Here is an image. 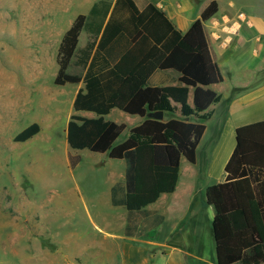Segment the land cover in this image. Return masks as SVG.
Here are the masks:
<instances>
[{"label":"trees","instance_id":"1","mask_svg":"<svg viewBox=\"0 0 264 264\" xmlns=\"http://www.w3.org/2000/svg\"><path fill=\"white\" fill-rule=\"evenodd\" d=\"M215 11V0H205L198 17L180 32L148 0H140L139 6L134 0H96L86 15L75 16L58 43L53 84L83 83L72 100L66 144L71 150L87 149L123 160V178L110 186V203L125 208L127 236L162 221L145 206L173 191L181 157L194 162L204 121L210 116L208 107L220 98L209 88L222 76L203 24ZM81 30L87 38L77 47ZM71 59L81 74L68 72ZM147 60L159 72H176L174 84L141 82L136 69ZM189 89L191 105L186 102ZM111 108L143 118L119 142L124 125L103 119ZM154 110L168 115L177 110L180 118L158 120L147 115ZM79 111L95 116L83 117ZM38 130L32 122L12 140L22 142ZM67 160L73 167L79 156L68 153ZM223 170L224 180L204 189L206 203L225 230L216 246L226 264H264V119L235 127L234 146Z\"/></svg>","mask_w":264,"mask_h":264},{"label":"rangeland","instance_id":"2","mask_svg":"<svg viewBox=\"0 0 264 264\" xmlns=\"http://www.w3.org/2000/svg\"><path fill=\"white\" fill-rule=\"evenodd\" d=\"M196 1L202 0H192L193 7L180 13L184 23L196 14ZM72 3L0 0V264H195L182 253L120 239L123 207L87 203L88 183L101 189L109 172L123 167L122 160L109 163L85 152L74 169L66 166L65 115L71 112L74 85L53 84L58 41L46 34L65 26L75 10ZM128 117L110 112L109 119L125 125L116 141L126 137ZM32 122L41 126L39 133L14 142L12 137ZM174 220L168 218L157 231L160 239ZM192 228L189 220L182 221L169 238L188 245ZM209 248L208 243L205 252Z\"/></svg>","mask_w":264,"mask_h":264},{"label":"crops","instance_id":"3","mask_svg":"<svg viewBox=\"0 0 264 264\" xmlns=\"http://www.w3.org/2000/svg\"><path fill=\"white\" fill-rule=\"evenodd\" d=\"M71 1L75 6L73 15L69 17L62 29L53 33L50 30L46 34L49 35L47 39L54 35L59 43L63 33L70 26L75 16L78 14L86 15L91 4L96 0ZM134 1L137 6L140 5V0ZM148 1L165 13L176 29L184 32L190 23L198 17V9L205 0L194 3L196 14L186 23L182 21L180 13L193 7L192 0ZM215 2V13L206 19L203 24L206 29L209 47L214 54L222 76L220 82L211 84L209 88L215 91L220 98L216 103L208 107L210 116L204 121V130L195 148L194 162L189 163L181 157L173 191L161 193L155 201L145 206V209L161 215L163 217L162 221L153 228L143 230L139 235L127 236L123 233L126 210L123 206L111 205L110 186L115 181L122 180L124 165L116 171L109 172L108 175L110 176L108 178H111L105 185H102L101 189L97 188V186H100L98 184L88 183V186L92 187V192L86 195L87 203L93 207L100 206L101 203H108L113 207H123L124 213L123 222L121 221L120 239L138 240L150 245L148 249H153L152 246H157L162 248L165 253L177 252L176 255L178 256L179 253H182L184 258H191L195 264H226L222 250L215 243L217 238H222L225 235V230L221 220L215 217L212 207L206 203L204 189L207 185L224 180L223 167L234 146L235 127L264 119V0H215ZM45 9L43 11H46ZM238 13H242L243 17L238 18ZM86 38L87 32L81 30L77 36L76 46H83ZM47 43L49 42H44V44ZM71 67L77 68V71H71ZM67 70L70 73H82L78 66L73 65L72 59ZM136 75L141 82L152 85H172L177 77V73L172 70L157 71L150 60L145 61L136 69ZM68 84L74 85L69 100L72 105L73 97L77 90L83 87V83L80 80L77 83ZM186 102L189 105L192 104L191 89L187 92ZM174 105L178 107L177 104ZM113 109L117 108H111L103 116L104 120L113 122L112 119H109V114ZM72 112L71 106V112L68 110L65 115L64 134L66 122ZM76 113L88 118L95 116L94 113L88 111ZM128 115L131 116L128 118L132 120L130 127L139 124L143 119L135 114ZM165 115L166 113H162L160 120H167L170 117L180 118L177 110L172 115ZM190 120L193 121L195 118ZM38 126L39 130L34 135H37L40 131L41 126ZM66 147L65 156L68 168H70L67 160L68 153L79 156L78 162L70 168L71 170L81 160V153L85 152L97 153L102 160H109V163H111V160H120L109 158L105 153L92 152L87 149L71 150L67 144ZM80 198L84 200L82 196ZM200 211L201 214L198 215L197 212ZM168 218H175L174 224L171 225L168 233L161 236L163 238L160 239V232L157 231L163 229ZM185 220L193 223L192 233L194 237L189 240V246L183 241L179 242V244L173 243V240L169 238L172 234L177 233L175 229ZM153 232H157V235H154ZM149 233L153 234L152 237H143V235ZM180 233L181 231L179 230L178 234ZM203 238H206L205 242L202 241ZM208 243L210 248L205 252Z\"/></svg>","mask_w":264,"mask_h":264},{"label":"water","instance_id":"4","mask_svg":"<svg viewBox=\"0 0 264 264\" xmlns=\"http://www.w3.org/2000/svg\"><path fill=\"white\" fill-rule=\"evenodd\" d=\"M148 116L160 120L162 118V111L160 110H154L147 114Z\"/></svg>","mask_w":264,"mask_h":264},{"label":"built area","instance_id":"5","mask_svg":"<svg viewBox=\"0 0 264 264\" xmlns=\"http://www.w3.org/2000/svg\"><path fill=\"white\" fill-rule=\"evenodd\" d=\"M237 17H238V18H242V17H243V14H242V13H238V14H237Z\"/></svg>","mask_w":264,"mask_h":264}]
</instances>
